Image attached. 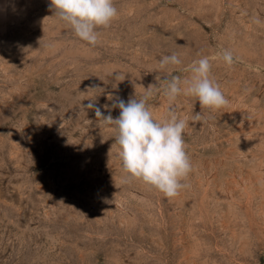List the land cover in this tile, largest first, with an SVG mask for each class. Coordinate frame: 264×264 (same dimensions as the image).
Wrapping results in <instances>:
<instances>
[{
	"label": "rangeland",
	"instance_id": "rangeland-1",
	"mask_svg": "<svg viewBox=\"0 0 264 264\" xmlns=\"http://www.w3.org/2000/svg\"><path fill=\"white\" fill-rule=\"evenodd\" d=\"M114 4L92 46L50 0H0V264H264V0ZM173 53L182 63L160 69ZM203 56L226 107L147 100L158 120L188 118L190 188L126 182L115 126L83 106L116 118L118 99L189 78Z\"/></svg>",
	"mask_w": 264,
	"mask_h": 264
},
{
	"label": "clouds",
	"instance_id": "clouds-1",
	"mask_svg": "<svg viewBox=\"0 0 264 264\" xmlns=\"http://www.w3.org/2000/svg\"><path fill=\"white\" fill-rule=\"evenodd\" d=\"M50 2L55 9V16L69 24L78 38L92 46L100 42V33L96 29L110 26L119 16L114 0ZM223 60L231 66L235 62L234 53L226 49ZM181 63L176 53L163 55L158 60L160 69L167 71L172 70L169 66H178ZM211 69L210 59L203 56L193 62L189 78L166 76L158 82V86L150 84L144 88V95L140 99L130 98L127 102L118 99L113 104L114 108H119V116L116 118L110 112L105 115L93 102L83 106L87 109L94 108L97 120L104 125L115 126L114 130L118 135L114 144L120 148L122 167L128 174L126 182L142 180L170 199L177 197L181 190L190 188L186 181L193 165L184 139L185 130L189 127L188 118L179 116L175 108H170L167 118L158 120L147 100L152 97L154 89L162 88L169 102L183 94L195 96L201 108L215 110L226 107L230 101L223 93L221 85L212 77ZM115 79L120 80L121 76L118 74ZM96 89L98 87L89 88L87 92H80V95L89 96V90ZM191 119L200 121L201 113L194 114ZM111 150L112 148L110 153Z\"/></svg>",
	"mask_w": 264,
	"mask_h": 264
}]
</instances>
